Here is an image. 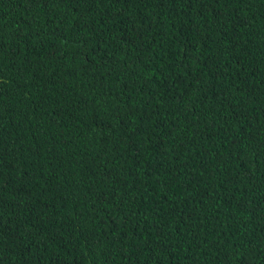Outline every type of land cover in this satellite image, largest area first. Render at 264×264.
Listing matches in <instances>:
<instances>
[{
  "label": "trees",
  "instance_id": "trees-1",
  "mask_svg": "<svg viewBox=\"0 0 264 264\" xmlns=\"http://www.w3.org/2000/svg\"><path fill=\"white\" fill-rule=\"evenodd\" d=\"M263 95L264 0H0V264H264Z\"/></svg>",
  "mask_w": 264,
  "mask_h": 264
},
{
  "label": "clouds",
  "instance_id": "clouds-1",
  "mask_svg": "<svg viewBox=\"0 0 264 264\" xmlns=\"http://www.w3.org/2000/svg\"><path fill=\"white\" fill-rule=\"evenodd\" d=\"M236 60L237 52L223 43L207 60L208 70L213 77L226 84L233 74ZM260 100L264 102V95Z\"/></svg>",
  "mask_w": 264,
  "mask_h": 264
}]
</instances>
